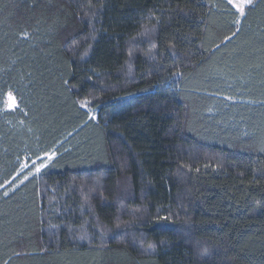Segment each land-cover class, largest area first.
<instances>
[{"label":"trees","instance_id":"1","mask_svg":"<svg viewBox=\"0 0 264 264\" xmlns=\"http://www.w3.org/2000/svg\"><path fill=\"white\" fill-rule=\"evenodd\" d=\"M0 264H264V0H0Z\"/></svg>","mask_w":264,"mask_h":264},{"label":"snow or ice","instance_id":"2","mask_svg":"<svg viewBox=\"0 0 264 264\" xmlns=\"http://www.w3.org/2000/svg\"><path fill=\"white\" fill-rule=\"evenodd\" d=\"M227 2L231 4L241 16H243L245 15V8L251 5L252 0H227ZM6 103L9 107H13L15 105V98L9 94ZM41 167H43V165H41Z\"/></svg>","mask_w":264,"mask_h":264},{"label":"rangeland","instance_id":"3","mask_svg":"<svg viewBox=\"0 0 264 264\" xmlns=\"http://www.w3.org/2000/svg\"><path fill=\"white\" fill-rule=\"evenodd\" d=\"M39 168H40V166H38V167L36 168V170L38 171V170H39Z\"/></svg>","mask_w":264,"mask_h":264}]
</instances>
